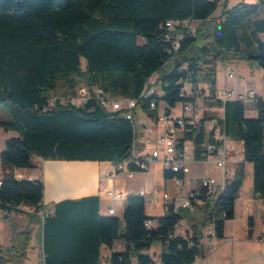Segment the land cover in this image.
<instances>
[{
    "label": "trees",
    "instance_id": "16d2710c",
    "mask_svg": "<svg viewBox=\"0 0 264 264\" xmlns=\"http://www.w3.org/2000/svg\"><path fill=\"white\" fill-rule=\"evenodd\" d=\"M220 0H0V107L10 116L0 120L3 131H15L0 152L2 177L0 210L10 212L19 205L33 209L30 224H40L43 264H100V247L110 253L108 264H154L149 251L158 242L160 264H192L204 257L203 232L224 237V224L233 219L234 202L244 179V162L252 166V191L264 205V104L255 97L257 114L244 115L240 100L219 101L223 107L222 132L227 139L241 141L239 162L223 188L207 191L199 186L191 208L168 206L162 216L147 217L139 195L125 199L119 218L99 213L98 196L66 199L44 205L42 180L17 179L14 168L32 166L30 154L44 160L132 162L136 140L134 121L123 110L110 111L96 98L93 88L135 99L136 111L155 118L163 101L164 113L177 103L193 100L181 95L184 85L206 84L216 93V63L249 60L263 71L264 54H252L239 43L237 28L264 7V0L237 3L213 17ZM167 20L197 22L192 34L182 29L179 48L169 54L171 42ZM263 25V21L261 22ZM175 58L177 59L176 61ZM202 70L200 76L199 71ZM157 74L162 94L143 95L148 79ZM81 79L90 97L82 105L55 102L49 98L57 80ZM119 92V93H118ZM215 98V97H214ZM218 101V100H217ZM156 108L149 110V103ZM178 139L193 144V158L204 160V142H214L201 127H188ZM222 142L215 141L219 146ZM166 179H183L182 173L163 168ZM7 219V215L4 216ZM146 221L151 226L145 225ZM185 221L184 234L174 233ZM250 227V222H248ZM250 228L247 237L251 235ZM31 229L13 232L10 245H0V264H22ZM121 250H113L115 242Z\"/></svg>",
    "mask_w": 264,
    "mask_h": 264
},
{
    "label": "crops",
    "instance_id": "0c3cea01",
    "mask_svg": "<svg viewBox=\"0 0 264 264\" xmlns=\"http://www.w3.org/2000/svg\"><path fill=\"white\" fill-rule=\"evenodd\" d=\"M237 3L252 4L257 0H235ZM236 3V4H237ZM227 0H220L218 6L222 9L226 8ZM221 9V11H222ZM217 10V9H216ZM220 11V12H221ZM220 14V13H219ZM218 14V15H219ZM213 15V17L218 16ZM263 21V25L261 22ZM197 23V22H194ZM237 34L239 38L240 46L252 54H264V7H261L255 15L246 19L238 28ZM249 60H228L224 62L216 63L215 73V88L216 93L214 97L207 95L203 100H197L196 103L203 107L204 112L208 116L217 118L223 117V107L219 105L218 92L221 90H234L237 94H241L236 91L242 80L243 76L248 77L252 71L261 79V85L258 91L251 89L255 97H258L264 104V77L261 68L256 69L255 64H250ZM257 65V64H256ZM234 68H239L238 74L241 77H235L236 71ZM229 73L232 76H229ZM154 77V78H153ZM153 85L155 88H160L157 80V74L153 75ZM229 77V78H227ZM72 84V83H70ZM205 92L208 87L204 85ZM107 95L113 99H126L119 94L110 95L112 93L106 92ZM250 99L255 106L254 98L247 96L244 100ZM218 100V101H217ZM234 100V99H232ZM160 104V103H159ZM158 104V114H162ZM244 105V104H243ZM176 106V105H175ZM175 107L171 108L174 109ZM170 109V116L177 117L181 115V104L178 115H172ZM257 110L251 111L250 118L255 117ZM245 115V107H244ZM136 121H138V127L136 128V152L138 155L147 152L148 147L143 143L144 134L143 129L145 126L152 127L151 138L154 140L158 134L163 132V127L150 120L140 110L136 111ZM0 128V152L4 147L2 140L12 137V132H2ZM9 136V137H7ZM224 147L228 153V158L225 168H219L215 165L213 160H202L201 162L208 161L213 167L219 168L217 175H210L214 178L216 183L220 185L223 181L230 179L233 175L236 165L242 161V143L241 141L226 139ZM237 156L239 162L234 164L231 162L230 157ZM189 162V172L186 173L178 184L173 179H166L163 177V163L160 159L154 161L149 170L146 172L126 170L123 164V168L117 170L115 165H112L108 161H90V160H44L36 156L35 162L31 161L32 167L37 169V173H32L27 168H14L13 174L17 179L28 180H42L43 197L42 203L44 205L59 202L66 199H78L85 196H98L99 198V213L103 216H115L122 219L125 199L133 194L137 195L139 191L153 192L156 190L165 191L169 194L175 204H179L181 200L185 199L188 194L197 189L200 185V180L203 177H197L193 182L195 175L192 171ZM31 169V168H30ZM113 174L112 177H109ZM228 174L231 175L228 178ZM24 175V176H23ZM208 178V177H206ZM1 179V178H0ZM171 182L173 186H171ZM111 191L112 195H108L107 191ZM119 194V195H118ZM140 196V194H139ZM179 199V200H178ZM178 202H177V201ZM105 204V205H104ZM153 212H147L145 208V215L147 217H159L165 213V209L161 203H149ZM113 209V214L108 213V209ZM10 212H0V218H4L7 215V219L14 224V231H20L19 229L26 227L29 223V215L33 214V209L19 205ZM234 216L233 219L227 220L224 224V237L220 240L215 239L212 236L211 228H207L203 232L202 243L204 246V257L196 260L192 264H264V235L261 233V221L264 219V205L260 199L256 198L252 191V166L248 162H244V179L239 189L238 197L234 202ZM27 216V217H26ZM250 222V227H248ZM181 228L177 233L184 234L188 229L185 221H180ZM244 230H238L239 228ZM0 228L8 232V243L10 240L11 229L5 221L0 220ZM34 232H36L37 238L41 239V230L39 225H33ZM250 228V237H247V230ZM40 231V232H39ZM227 243V244H226ZM256 243L254 246L253 244ZM2 245V244H1ZM9 245V244H8ZM6 245V246H8ZM3 246V245H2ZM3 246V247H6ZM103 245L100 247V254L103 250ZM107 249V248H106ZM121 242H115L113 244V250H121ZM149 251L158 256L160 251V244L155 249L151 248ZM110 251H105L104 258L107 262ZM108 264V263H107Z\"/></svg>",
    "mask_w": 264,
    "mask_h": 264
},
{
    "label": "built area",
    "instance_id": "2783aa9c",
    "mask_svg": "<svg viewBox=\"0 0 264 264\" xmlns=\"http://www.w3.org/2000/svg\"><path fill=\"white\" fill-rule=\"evenodd\" d=\"M194 23L193 20L188 21H173L167 20L165 22V26L169 31L174 29L177 30L176 34L172 35L169 33L167 36L171 42V49L169 50V54L175 52L179 48V40L184 37V33H182V29L186 28V33L192 34L194 32V27L192 26ZM229 76H232L229 73ZM153 75L148 79L147 85L144 90L143 95L156 94L157 89L153 85ZM204 85L199 84L196 88L189 86L187 90H183L181 95H188L192 97L193 100L191 102H186L181 104V115L177 117H171L170 115H166L164 112L162 114H158L155 118H150V120L156 124H159L163 127V132L158 134L155 139L151 138L152 127L145 126L143 129L144 139L143 143L148 147L147 152L144 154H139L136 152V140L132 145V162L136 166L139 171L146 172L149 170L150 165L160 159L163 163V168L170 170L174 173H182L185 175L189 172V162L194 160L193 158V144L191 149H189L185 143L182 146L178 145V139L181 137L182 133L185 129H189L188 127H201L205 134L211 135L212 140L214 142H204L202 148L204 150V160H213L215 165L219 168H225L226 162L228 158V153L224 147L225 138L222 132L221 120L222 118H217L213 116H208L205 114L204 109L199 106L196 101L203 100L207 95H210L208 90L205 92ZM96 98L103 106H110V111L123 110L122 115L124 118L134 121L135 131H136V119L133 117V110L136 108V100L135 99H113L111 96L107 95L102 90H96ZM82 92L81 101H86L90 95ZM247 96L251 98H255V94L252 90L247 92ZM218 99L220 101L226 100H243L245 97L243 94H237L234 90H221L218 92ZM75 97L71 98L70 103L75 105ZM83 102V103H84ZM156 108V104L154 102L149 103V110H153ZM215 141L222 142L219 146L215 145ZM191 142V141H190ZM192 143V142H191ZM264 151V144H263ZM230 157V156H229ZM230 160L232 163L237 164L239 159L237 156H231ZM124 164V163H123ZM123 164L116 165V169L119 170L123 168ZM125 165V164H124ZM126 168V166H125ZM127 170V169H126ZM128 171V170H127ZM131 172V171H129ZM113 174H110L109 177H112ZM176 183H180L181 179L174 178ZM1 184V179H0ZM224 181L218 185L214 178L208 177L200 180L201 187H205L207 191H214L216 187L221 190L223 188ZM108 195H112V192L107 191ZM136 194H140V197H143L145 201V205L148 203H161L162 207L167 210L168 206L173 205V210L176 211L177 208H191V201L194 202L195 205L201 204V200L197 198L198 191H191L188 196L181 200L179 204H175L169 194L165 191L156 190L153 192H143L139 191ZM119 195V194H118ZM133 195V194H131ZM130 195V196H131ZM109 214H113V209H108ZM145 225L147 227L151 226L150 221H146ZM181 225L180 221L174 227V233H177L180 230ZM212 233V231H211ZM261 233L264 235V219L261 221ZM152 262L154 264H160L158 258L155 254L152 255Z\"/></svg>",
    "mask_w": 264,
    "mask_h": 264
},
{
    "label": "rangeland",
    "instance_id": "374dc122",
    "mask_svg": "<svg viewBox=\"0 0 264 264\" xmlns=\"http://www.w3.org/2000/svg\"><path fill=\"white\" fill-rule=\"evenodd\" d=\"M236 3L237 2L235 0H227L226 9H229L230 7L234 6ZM221 9H222V7L218 6L217 10H215L213 15H218L220 13ZM196 25H197V23H192V26L194 28L196 27ZM247 62L250 64H255V66H256L255 68L259 69L255 62H253V61H247ZM234 70L236 71L235 77H241L238 74V72H239L238 70H240V69L234 68ZM254 71H252V73L248 77L243 76L244 78H243L240 86L238 88H236L237 89L236 91L243 94L245 98L247 97V92L249 90L253 89L255 91H258V89L261 85V79H259V77L256 75V73ZM201 73H202V70L199 71L198 75L200 76ZM227 78H229V77H227ZM70 83H72V84H70ZM184 88L186 90L189 89L187 84L184 85ZM226 90L229 91L228 89H226ZM156 91H157V96H160L162 94L160 88H157ZM82 92L84 93V96H86L85 93L89 94V90L87 89L85 83L81 79H79L77 77L60 78L57 80L55 90L51 93V96L49 98V104L52 105L55 102V100H58L60 102H70L71 98L75 97L76 98L75 105H77V106L82 105L84 102V101L80 100V98L82 99V97H83ZM93 92L96 93L95 87L93 88ZM110 95L113 96L114 94H110ZM159 103H160L159 108L161 110L160 112L162 113L166 109V106H165L163 101H160ZM180 104H181L180 102L177 103L175 108L171 109L172 115H178L180 113V111H179ZM243 104L245 107V117L250 118L251 111L256 109V107L253 105V103H252V101H250V99L244 100ZM106 109L109 110L110 106H106ZM9 118H10L9 114L4 109H2L0 107V120L7 121V120H9ZM138 125L139 124L136 122V127H138ZM2 132H5V131H2ZM6 132L8 133V131H6ZM10 132H12L11 134H13L12 137H15L16 135H18V133L15 131H9V134H10ZM7 137H9V136H7ZM0 138H1V136H0ZM5 140H2V145L5 142ZM0 143H1V141H0ZM185 145L189 149H191V147H192V143L190 141H187L185 143ZM35 158H36V155L34 153H31L30 154V160L32 162H35ZM210 159H212V158H210ZM190 167H191L192 171H194V173H195V175L193 177V182L195 181V179L197 177L198 178L199 177L206 178V177H209L210 175H217L218 171H219V168H217L216 166L213 167L212 164L208 161H205V162L192 161L190 163ZM23 169H25V168H23ZM27 169L31 170L32 173H35V174L37 173V169L34 166L33 167L32 166L27 167ZM1 175H2V168L0 167V178L2 177ZM230 177H231V175L228 174V178H230ZM171 186H173L172 182H171ZM137 195H139V194H137ZM145 208H146L147 212H153L150 204L147 203L145 205ZM0 212L2 213V211H0ZM111 216H113V215H111ZM0 220L5 221L9 225V227L11 229V235L13 232H18L17 230L14 231V229H15L13 227L14 224H12L9 219L3 220L2 218H0ZM119 223H120V230L122 231L123 222H122L121 218L119 219ZM33 225H39V227H40V224H30V222H29L26 224V227L19 229L20 231L23 229H31L30 240H29L28 246L26 248L25 258H24L22 264H43V253H42V248H41V239H40V237L37 238V236H36L37 234H36V232H34ZM238 230L241 231V230H244V228L241 227ZM11 235H10V237H11ZM1 244L3 246H6L8 244L10 245V240L8 243V232L6 230H2V228H0V245ZM158 244H159L158 242H155L152 245V248L155 249V247ZM255 244L256 243H254L253 245L256 246ZM8 246H6V247H8ZM6 247H3V248H6ZM106 250H107L106 248H103V250L101 252L100 264H107V262L104 258ZM2 264H18V263L6 261Z\"/></svg>",
    "mask_w": 264,
    "mask_h": 264
},
{
    "label": "water",
    "instance_id": "95a60500",
    "mask_svg": "<svg viewBox=\"0 0 264 264\" xmlns=\"http://www.w3.org/2000/svg\"><path fill=\"white\" fill-rule=\"evenodd\" d=\"M177 59L175 58V60L174 61H176ZM130 196V195H129Z\"/></svg>",
    "mask_w": 264,
    "mask_h": 264
}]
</instances>
